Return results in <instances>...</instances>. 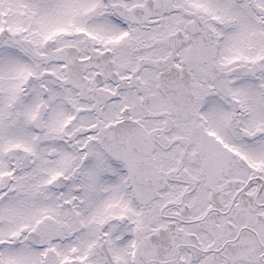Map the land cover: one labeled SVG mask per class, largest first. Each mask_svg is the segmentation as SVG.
Segmentation results:
<instances>
[{
  "label": "snow or ice",
  "instance_id": "6c2138e0",
  "mask_svg": "<svg viewBox=\"0 0 264 264\" xmlns=\"http://www.w3.org/2000/svg\"><path fill=\"white\" fill-rule=\"evenodd\" d=\"M0 264H264V0H0Z\"/></svg>",
  "mask_w": 264,
  "mask_h": 264
}]
</instances>
